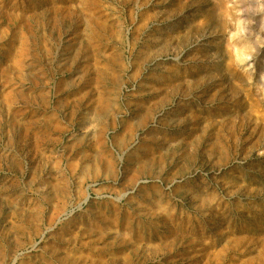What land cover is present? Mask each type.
<instances>
[{
  "label": "rangeland",
  "instance_id": "374dc122",
  "mask_svg": "<svg viewBox=\"0 0 264 264\" xmlns=\"http://www.w3.org/2000/svg\"><path fill=\"white\" fill-rule=\"evenodd\" d=\"M0 264H264V0H0Z\"/></svg>",
  "mask_w": 264,
  "mask_h": 264
}]
</instances>
